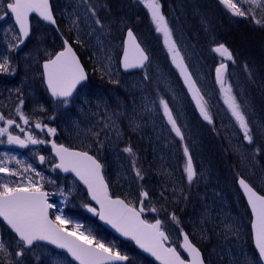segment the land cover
I'll return each instance as SVG.
<instances>
[{"label":"rangeland","instance_id":"obj_1","mask_svg":"<svg viewBox=\"0 0 264 264\" xmlns=\"http://www.w3.org/2000/svg\"><path fill=\"white\" fill-rule=\"evenodd\" d=\"M137 1L140 2V0ZM6 2L7 0H0V3ZM51 3L57 20L60 21L64 30H67L68 36L80 41V43L75 41L80 50L85 48L84 53L89 58V66L94 71L95 77L105 75L111 79L109 81L117 80L120 82L124 97H118L117 105L115 103L113 106L109 97L99 87L92 84L82 87L68 99L69 102L66 105L62 102L57 105L48 102L42 89L41 64L43 60L48 58L49 54H54L55 42L58 38L33 16L31 18L32 33L30 39L23 50L15 53V49L10 50L8 45L14 42L13 37L18 30L12 17L8 16L4 22L0 23V56H16L17 58L14 60L20 63V75L23 76V82L9 90L14 91L24 87V112L27 113L34 129H36L35 124L37 122L43 123L44 113L47 110L41 102L42 100L48 104L49 121L55 122L56 134L65 143L73 144L78 149H94L99 152L101 158L104 159L103 162L108 170L109 179L119 190L126 189L124 183L127 181L132 182L129 175V153L123 151L127 147L126 144L123 145V124L131 129L139 130L148 144V162L153 168L156 185L163 191L154 190L156 193L153 197L155 205L152 206L154 202L152 201L149 202L148 206L149 209L153 207L157 209V212L150 211L151 215H158L164 219V230L169 234L170 244L181 251L179 247L181 244L180 233L182 231L187 232L189 229L190 232L187 234L191 233L188 234L189 237L191 236V240L199 246L203 245L206 251L204 257L207 264H259L249 247L248 237H250V244L252 240L246 224L250 223V217L246 212H241L237 204L240 198L236 192V184H232V180L237 177L235 174L228 175V183L225 184L219 179V172L215 171L214 166L208 162V153L204 151V143L199 138V131L189 123L190 114L187 105L191 104L199 120L204 119L184 84L179 70L172 64L167 48L164 46L172 69L154 61L148 66V70L142 73L129 76L122 75L116 61V55L122 48V41L120 44L118 43L92 4L95 3L99 8L103 4V0H51ZM261 3L264 4V0H261ZM140 4L144 7L141 2ZM199 5L205 7L204 4ZM243 7L248 8V3L244 2ZM218 9L219 12H223L227 16L232 14L226 8L219 7ZM194 10L198 11L197 9ZM93 11L95 15H93ZM146 11L148 12L147 9ZM253 11L255 16L260 19L263 18L264 8L257 7ZM3 15L4 13L0 11V16ZM232 16L235 15L232 14ZM96 19H99L101 24H96ZM201 26L203 29L201 36L208 35L213 39L214 33L210 28L211 26L205 22H202ZM183 29L181 27L174 31L173 38L185 57V63L188 65L197 87L200 88L201 94L207 101L212 123H217L218 129L222 131L224 138L227 139L234 151L236 157L233 156L232 160L235 164L231 167L247 176L258 188L264 190V172L256 158V151L260 144L264 149V123L257 117L252 107V97L242 81L244 76L242 69H246L247 65L243 64L241 68L239 61L234 57L232 60H227L213 52L212 49L220 43H214L208 53L204 52L205 48L202 46H192L187 40L188 34ZM180 39L181 42H179ZM202 39L204 46L210 44L207 38ZM108 56L111 57V61L107 59ZM222 62L228 64V72L225 78L231 84L233 94L236 95L242 110L245 112L252 130V143L243 140V132L231 116L227 105L224 104L220 86L215 81L214 70ZM145 72L148 74V80L144 79ZM257 73L263 78L264 66L260 67ZM120 75L124 78H121ZM251 77L252 72L246 78ZM247 85L249 84L247 83ZM160 99L168 102L169 108L184 134L183 141L171 130V125L167 122L163 108L159 103ZM207 123L211 124L208 121ZM39 130L41 131L40 134H45V128ZM96 133L99 135H95ZM184 146L189 149L197 173L191 183L188 182L183 171L187 159L183 151ZM25 151L27 154L24 155V167L32 165L37 172H40L44 177V180L40 181L43 185L52 181L53 158L46 145L29 143ZM35 151H42L45 155L43 167L37 166L38 154ZM0 160H3L5 166L11 169L9 157L0 154ZM24 175L34 176V173L29 171ZM9 178L10 176L0 173V183L8 181ZM36 179L39 180L40 178L36 177ZM147 182L148 180L143 181L145 186ZM189 184L194 189L193 201L196 210L193 214L179 219L175 211L179 201L178 196L182 191L184 194L183 188ZM78 186L71 177L64 181H61L60 178L59 185H52L54 206L57 215H62L71 222L67 225L69 231H74L75 225L79 224L81 225L80 231L93 237L94 227L90 220L93 213L88 211V208L80 201L81 191ZM224 187L226 190L223 189ZM65 193L66 196L62 199V195ZM163 193L166 198L162 197L161 194ZM67 194L79 200L81 211L86 214V222L81 223L78 219L64 216L65 208H68L69 211L72 210L69 207V200L72 199ZM228 195L232 198H229ZM76 212H78L77 209ZM173 214L178 223L171 219ZM153 220L155 219L151 221ZM229 225L231 227H226ZM0 239L6 243L11 253L19 250L16 246V240L9 234H0ZM100 241L119 250L116 241L104 239H100ZM123 250L126 253V248ZM8 261H11L12 264H73L64 254L43 245H36L32 249L26 250L25 254L19 258L15 255L14 257L0 256V264H7ZM132 264L150 263L141 256H136Z\"/></svg>","mask_w":264,"mask_h":264},{"label":"snow or ice","instance_id":"obj_2","mask_svg":"<svg viewBox=\"0 0 264 264\" xmlns=\"http://www.w3.org/2000/svg\"><path fill=\"white\" fill-rule=\"evenodd\" d=\"M140 2L150 13L155 31L162 34L163 44L171 56V62L179 70L180 76L183 77L184 84L191 93L200 115L204 120L212 123L207 101L201 94L200 88L197 87V83L185 63V57L173 38V31L161 11L159 0H140ZM244 2L249 5L247 9L243 7ZM219 3L235 16H251L253 19H255L253 9L257 7L264 8L261 0H235V2L234 0H219ZM0 11L5 16H13L15 24L18 26V32L13 37L14 42L8 45L10 50L19 48L25 43V39L30 36V14L35 13L44 21L50 22L52 25L56 24L49 0H7L6 3H0ZM93 15H95L94 11ZM0 18H3V16H0ZM95 23L101 24V21L96 19ZM255 23L261 24L262 21L256 19ZM76 43H80V41L77 40ZM212 51L227 60L233 59L231 51L223 43L218 44ZM107 59L111 61L110 56ZM147 61H149V56L137 41L133 31L129 29L127 38L123 42V68L125 70L145 68ZM42 68V76L48 91L55 98H63L62 103L65 105L68 104V98L73 95L77 86L88 79L72 44L67 39L63 40L62 50L48 55ZM226 70L227 64L223 62L215 70L216 82L220 86L223 102L227 105L231 116L242 130L243 140L252 143V130L241 104L238 102L236 95L233 94L231 84L226 81ZM15 71L16 68L11 65L9 57L7 55L0 56V74H14ZM144 79H149L147 72L144 74ZM111 82L118 83L117 80ZM159 103L163 108V114L167 118V122L171 125V130L183 141L184 134L178 126L168 102L160 99ZM23 104V99H20L19 105L22 106ZM20 106H17L16 113L24 124H29V119L24 115ZM0 122L4 123V126L0 127V136L7 134V140L10 144L27 146L29 143H46L44 140L35 138L31 133L27 134L25 139H21L18 135H12L9 128L13 125L20 128V125L17 124L15 119H6L2 113H0ZM35 128L41 130L47 128L49 135L56 134L55 128H48L47 125H42L39 122L35 124ZM20 131L23 132L24 129L20 128ZM95 135L98 136L99 134L96 133ZM47 142L51 143L53 152L59 158V163L55 164L54 167L62 169L64 172L71 171L75 173L76 177L87 186L91 199L99 206L96 208L85 205L88 211L106 221L121 235L130 237L141 249L150 253L161 264H204L200 250L191 242L187 233L183 234V243L179 247L188 254L189 259H185L177 250V247L168 246L169 235L164 231L160 219L149 222L147 219L142 218V214L146 211L144 203L149 197L147 191L140 192L141 199L138 206L132 201L125 202L119 197L113 198L109 193V187L103 175L104 165L95 156L90 155L87 151H76L65 147L63 144H57L54 140ZM123 151L133 157L135 156L130 146ZM183 151L187 158L183 171L188 182L191 183L197 173L188 147L184 146ZM39 160L43 163L45 157L40 156ZM16 163L21 164L22 162L17 160ZM133 167H135V159H133ZM29 171L34 173V176L24 175ZM0 173L21 177L15 183H0V218L15 233L18 238L16 239V246L19 249L15 253H11L6 243L0 239V256L10 257L15 255L19 258L25 254L27 249L35 246L36 242L46 241L58 248L66 249L75 260L79 261V264H112V262L127 261L129 259L127 255L121 254L114 247L96 240L90 234L85 235L84 232L80 231L81 225L79 224L75 225L74 231H69L67 225L71 222L62 215H56L54 219H50L49 209L53 208L54 205L48 202L49 193L44 190V186L40 182L44 180V177L32 165H27L21 172L6 167L5 162L0 160ZM136 176L143 178L139 169H136ZM237 176H239V173H237ZM36 177L40 179L37 180ZM48 182L53 183L52 181ZM238 184L246 196L247 204L250 206L252 216L250 223L255 247L258 250L259 258L264 261V195L260 194L243 177L239 178ZM148 210L157 212L155 207ZM171 219L177 221L174 214ZM7 264H12V262L8 261Z\"/></svg>","mask_w":264,"mask_h":264},{"label":"trees","instance_id":"obj_3","mask_svg":"<svg viewBox=\"0 0 264 264\" xmlns=\"http://www.w3.org/2000/svg\"><path fill=\"white\" fill-rule=\"evenodd\" d=\"M160 2L162 5V13L165 15L172 31H177L181 27L184 28L183 31L188 34L189 37H187V40L192 46H202L205 48L204 52L208 53L214 43H223L231 51L235 59L239 61L241 68L243 64L247 65L246 69H242V73L244 74L242 81L252 97V107L254 108L257 117L264 123V76L262 78L257 73V70L264 66V24L255 23L256 19L264 21V15L262 19L258 18L257 16H255V19H253L251 16L240 18V16H232L230 13V16H227L223 12H219L218 8H222V6L215 2V0H160ZM92 4L95 6L102 20L107 24L106 27L110 30L113 36H115L119 44L123 39L124 30L127 28H132L139 37L142 44L148 50L151 57L150 64H152L154 61H157L164 67L171 68L168 54L162 43V34H159L155 31V26L151 22L150 14L140 4V2L137 0H103V4L99 6V8H97L95 3ZM199 4H204L205 7H201ZM192 8L197 9L200 12ZM202 22H205L207 25L211 26L210 28L214 33L213 39L208 35L204 37L201 36L203 34V29H201ZM58 26L59 32H56L54 29L50 28L51 32H53V34L58 38V40L55 42L56 47L54 48V51L61 48L62 38L69 39L81 57L83 64L89 71L90 77L86 86L93 84V86L99 87L107 95V97H109L111 104L114 106L116 103L117 105L116 100L118 97H124L122 84L120 82L110 83L111 81L109 80L111 79L107 78L105 75H99V77H95L94 71L91 69V66H89V58H87V55L84 53L85 48L80 50L78 44L75 43L76 40L68 36L67 30L65 31L60 25V21H58ZM202 38H207V40L210 41V44L204 46L202 44ZM181 41L182 40L180 39L179 42ZM119 52L120 51H118L116 55L117 63ZM146 70H148V68ZM251 72L252 77L246 78ZM120 77L124 78V76L121 75ZM247 83L249 85H247ZM187 109L188 113L190 114L189 123L198 129L199 138L204 143V151L208 153L207 160L211 165L214 166L215 171L219 172V179L227 184L228 175L235 174L237 177V173H239V175L245 177L260 193L264 194V190L262 188H258V186L247 176L240 173L237 169H233V167H231L235 164L232 160L234 151L227 139L224 138L222 131L218 129L217 123L213 122L208 124L206 120H199L198 115L195 113V110L192 108L191 104L187 105ZM123 127V145L126 144L127 147L130 146L135 154L134 157L131 154H128V162L130 165L129 175L131 176L132 182L127 181L124 183L126 189L119 190L109 179L108 170L104 165L105 176L109 182L112 194L114 196L123 197L128 202L132 201L138 206L139 200L141 199L140 192L147 191L149 193V197L144 203V207L146 209V211L143 213L144 216L151 220L162 219L164 222L162 217L158 215H151L150 211L148 210V205L150 204L149 202L154 201L153 197L156 194L154 190H161L156 185V180L154 179L153 175V168L148 162V144L139 130L134 128L131 129L126 124H123ZM60 141L64 142L62 139ZM69 146L75 147L73 144H69ZM258 149L259 151H256V158L257 161H259L258 163L260 168L264 172V149L261 144L259 145ZM88 151L99 157L102 162L104 161L103 157L101 158V154L96 150L90 149ZM133 159H135V167H133ZM136 169L141 171V175L143 177L142 179L136 176ZM60 178L61 181L66 180L65 178ZM145 180H148L146 186L143 183ZM232 184H236V178L232 180ZM141 187H144V189H141ZM78 188L81 191L80 201L84 206L89 205L92 207L84 190L79 186ZM223 189L226 190V187ZM183 190L184 194L183 191L179 194V201L177 202V206L175 208L179 219L193 214L196 210L195 202L193 201V187L190 184L185 185ZM236 192L240 198L239 202L236 201L240 211L246 212L250 217L249 211L237 187ZM67 195H69L72 199H68L69 207H71L72 210H70V212L68 208H65L64 216L67 218L78 219L81 221V223L86 222V214L81 211L79 200H76L70 194ZM65 196L66 193L62 195V199H64L63 197ZM162 197L166 198L164 193L162 194ZM228 197L232 198L230 195H228ZM154 205L155 201L153 202L152 206ZM76 209L78 212H76ZM56 215V208H54L52 217L55 218ZM90 220L94 227L93 237H95L96 240L100 241V239H104L113 242L116 241L117 247L121 253H124L123 248H126L125 254L130 256V262L128 264H132L136 256H141L150 264H154L150 259L141 255L137 250H135L133 245L121 242L107 229L101 226L98 223L97 217L94 213L91 215ZM246 228L249 234V232H251L249 222L246 224ZM187 232H190L189 229ZM10 236L16 240L14 236ZM248 241L249 247L251 248L250 250H252L253 255L260 264L258 256L254 251L253 244H250V237H248ZM199 247L205 256L206 251L203 248V245L201 244ZM12 257H14V255H12Z\"/></svg>","mask_w":264,"mask_h":264},{"label":"flooded vegetation","instance_id":"obj_4","mask_svg":"<svg viewBox=\"0 0 264 264\" xmlns=\"http://www.w3.org/2000/svg\"><path fill=\"white\" fill-rule=\"evenodd\" d=\"M23 50V49H22ZM16 56L9 57L11 65L16 68L14 74H0V113H2L6 119H15L17 124L20 125V128H23L24 131L21 132L20 128H17L15 125L9 128V131L12 135H18L21 139H25L26 135L31 133L35 137V134L32 131H29V124H24L22 120L19 119V116L16 113V108L19 105L20 99L24 101V87L15 89L14 91L9 90L11 87H17L20 83L23 82V76L20 75L21 66L20 63L16 59ZM14 85V86H12ZM44 90V88H42ZM47 97V96H46ZM48 102H51L55 105L49 97L46 99ZM21 107L24 115L28 117L27 113L24 112V104ZM47 111L49 112L48 104L46 105ZM49 116V113L47 114ZM4 123L0 122V127H3ZM49 139H52L54 135H49L47 132ZM36 138V137H35ZM43 137L42 139H44ZM0 154H4L6 157H9L11 162L9 166L11 169L23 171L24 168V155L27 154L25 148L28 146H21L18 144H10L7 140V134L0 136ZM50 141V140H49ZM19 160L22 163L17 164L16 161ZM21 177L10 176L9 180L6 181L8 183L18 182ZM3 183V182H1ZM55 185H58V181L55 182Z\"/></svg>","mask_w":264,"mask_h":264},{"label":"water","instance_id":"obj_5","mask_svg":"<svg viewBox=\"0 0 264 264\" xmlns=\"http://www.w3.org/2000/svg\"><path fill=\"white\" fill-rule=\"evenodd\" d=\"M219 1V0H218ZM49 3H50V6H51V2H50V0H49ZM51 9H52V7H51ZM53 12V11H52ZM33 15H35V16H37L42 22H44V23H46V24H48V25H51V26H53V27H55V28H57V23L55 24V25H52L50 22H47V21H44L41 17H39L37 14H35V13H33V14H30V18H29V20L31 19V17L33 16ZM53 16H54V14H53ZM55 18V17H54ZM3 19V18H2ZM2 19H0V21L2 20ZM13 19H14V17H13ZM56 20V19H55ZM15 22V21H14ZM17 26V25H16ZM17 28H18V26H17ZM130 29V28H129ZM129 29H126V31H125V33H124V38H123V42H124V40L127 38V31L129 30ZM132 30V29H131ZM133 31V30H132ZM133 33H134V31H133ZM30 34H31V21H30ZM134 35L136 36V34L134 33ZM29 38V37H28ZM28 38H26L25 39V43H26V41L28 40ZM136 38H137V36H136ZM137 41L140 43V41H139V39L137 38ZM25 43L23 44V45H25ZM70 43V42H69ZM71 44V43H70ZM141 44V43H140ZM23 45H21L19 48H17L16 49V51H18L19 49H21L22 47H23ZM73 47V46H72ZM141 47L142 48H144L143 47V45L141 44ZM62 50V49H61ZM73 50L75 51V49L73 48ZM76 52V51H75ZM145 52H146V50H145ZM146 54L148 55V53L146 52ZM76 55H77V57L79 58V60H80V63L82 64V66L84 67V65H83V63H82V61H81V59H80V57L78 56V54H77V52H76ZM149 56V55H148ZM122 58H123V48H122V52H121V56H120V69H121V71H122V73L123 74H130V73H133V72H139V71H142L144 68H133V69H128V70H125L124 68H123V66H122ZM45 62V61H44ZM43 62V63H44ZM148 63V61L146 62V64ZM43 65V64H42ZM43 69V68H42ZM84 70H85V72H86V74H87V77H88V73H87V70L85 69V67H84ZM227 71V70H226ZM215 79H216V71H215ZM87 81H88V79H87ZM86 81V82H87ZM45 82V81H44ZM83 83H85V82H82L81 84H83ZM80 84V85H81ZM45 85H46V83H45ZM80 85H78L77 86V88L80 86ZM46 88H47V86H46ZM48 90V89H47ZM77 90V89H76ZM75 90V91H76ZM74 91V92H75ZM48 93L50 94V96H52L51 95V93L48 91ZM53 97V96H52ZM54 99H56V100H63V98H55V97H53ZM53 141V140H52ZM50 146H51V143H50ZM65 147H67V146H65ZM69 148V147H68ZM51 149H52V146H51ZM70 149H73V150H76V151H81V150H78V149H74V148H70ZM52 154H53V156L55 157V159H56V164L57 163H59V158L58 157H56V155H55V153L53 152V150H52ZM90 154V153H89ZM90 155H92V154H90ZM92 156H94V155H92ZM40 157V156H39ZM39 162H40V160H39ZM40 164H43V163H41L40 162ZM63 176H68V175H72L77 181H78V183L81 185V186H83L85 189H86V192H87V194H88V196H89V198H90V200H91V202L94 204V206L96 207V208H98L99 206L95 203V201H93L92 199H91V196L89 195V193H88V189H87V186L82 182V181H80L79 180V178L78 177H76V175H75V173H73V172H71V171H69V172H64L62 169H59V168H56ZM104 175V174H103ZM240 178V177H239ZM239 178L237 179V186H238V189H239V191H240V193L242 194V196H243V198H244V200H245V202H246V204H247V199H246V196L243 194V191H242V189L239 187V184H238V180H239ZM246 180V179H245ZM105 181H106V179H105ZM247 181V180H246ZM248 182V181H247ZM106 183H107V181H106ZM249 183V182H248ZM108 184V183H107ZM108 187H109V185H108ZM109 193H110V188H109ZM110 195H111V193H110ZM113 198H116V197H113ZM120 198V197H119ZM120 199H122V198H120ZM124 200V199H123ZM126 202V201H125ZM247 206H248V208H249V210H250V213H251V209H250V206L247 204ZM49 216H50V209H49ZM142 218H143V216H142ZM50 219H52L51 217H50ZM251 219H252V216H251ZM0 220L10 229V227L7 225V223L2 219V218H0ZM98 221L104 226V227H106L110 232H112L115 236H117L118 238H120L121 240H123L124 242H130V243H132L134 246H135V248L139 251V252H141L143 255H145V256H147L148 258H150V259H152L156 264H161V262L160 261H158V260H156L155 259V257H153L150 253H147V252H145L143 249H141L136 243H135V241L134 240H132L130 237H125V236H123V235H121V233H119V232H117L110 224H108L106 221H103V220H101L100 218H99V216H98ZM154 222V221H153ZM11 230V229H10ZM12 231V230H11ZM13 232V231H12ZM251 232H252V230H251ZM14 233V232H13ZM184 233H186L185 231H183L182 233H181V238H182V242H181V244L183 243V234ZM15 234V233H14ZM18 239V238H17ZM190 239V238H189ZM252 239H253V244H254V248H255V250H256V252H257V254H258V250L256 249V247H255V242H254V238H253V235H252ZM191 240V239H190ZM192 242V241H191ZM36 243H42V244H45V245H48V246H50L51 248H53L54 250H56V251H59V252H63V253H65V254H67V256H68V258L70 259V260H72L74 263H76V264H79V261H77V260H75L71 255H70V253H68L67 252V250L66 249H61V248H58L57 246H55V245H53V244H50V243H48V242H46V241H38V242H36ZM193 243V242H192ZM194 244V243H193ZM169 246V245H168ZM196 246V245H195ZM197 247V246H196ZM32 248V247H31ZM198 248V247H197ZM199 249V248H198ZM183 252H184V254L186 255V257H187V259H189V257H188V254L183 250V249H181ZM200 250V249H199ZM201 252V251H200ZM201 256H202V258H203V255H202V252H201ZM258 256H259V254H258ZM203 260H204V258H203ZM261 260V259H260ZM129 261V259L127 260V261H116V262H112V264H126L127 262ZM261 262H262V264H264V261H262L261 260ZM204 264H206L205 263V261H204Z\"/></svg>","mask_w":264,"mask_h":264}]
</instances>
